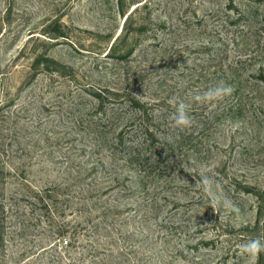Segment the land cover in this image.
Here are the masks:
<instances>
[{
  "label": "rangeland",
  "instance_id": "374dc122",
  "mask_svg": "<svg viewBox=\"0 0 264 264\" xmlns=\"http://www.w3.org/2000/svg\"><path fill=\"white\" fill-rule=\"evenodd\" d=\"M257 237L264 0H0V264H264Z\"/></svg>",
  "mask_w": 264,
  "mask_h": 264
},
{
  "label": "clouds",
  "instance_id": "9594fccd",
  "mask_svg": "<svg viewBox=\"0 0 264 264\" xmlns=\"http://www.w3.org/2000/svg\"><path fill=\"white\" fill-rule=\"evenodd\" d=\"M232 91L233 89L230 85L224 81H220L215 86L208 88L202 93L197 92L193 96V100L199 103L211 104L231 95ZM168 103L175 109L171 115V120L174 122L175 127L180 128L181 130L190 127L192 124L190 104L185 103L184 101L177 102L175 97L169 99ZM203 183L206 186H211L213 182L209 178H204ZM225 203L230 206V202L227 200ZM239 248L243 254L250 257H258L261 253H264V239L257 237L240 245Z\"/></svg>",
  "mask_w": 264,
  "mask_h": 264
},
{
  "label": "trees",
  "instance_id": "16d2710c",
  "mask_svg": "<svg viewBox=\"0 0 264 264\" xmlns=\"http://www.w3.org/2000/svg\"><path fill=\"white\" fill-rule=\"evenodd\" d=\"M258 264H261V257H260L259 260H258Z\"/></svg>",
  "mask_w": 264,
  "mask_h": 264
}]
</instances>
